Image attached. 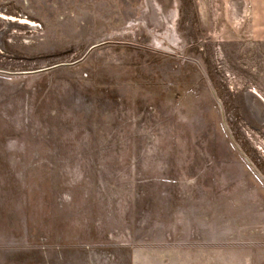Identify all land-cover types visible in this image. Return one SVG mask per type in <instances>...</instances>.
<instances>
[{
    "label": "rangeland",
    "instance_id": "obj_1",
    "mask_svg": "<svg viewBox=\"0 0 264 264\" xmlns=\"http://www.w3.org/2000/svg\"><path fill=\"white\" fill-rule=\"evenodd\" d=\"M254 90L264 0H0V264H264Z\"/></svg>",
    "mask_w": 264,
    "mask_h": 264
},
{
    "label": "bare ground",
    "instance_id": "obj_2",
    "mask_svg": "<svg viewBox=\"0 0 264 264\" xmlns=\"http://www.w3.org/2000/svg\"><path fill=\"white\" fill-rule=\"evenodd\" d=\"M4 19H7V17H5V16H2ZM10 21H15V22H17V21H19V20H16V19H12V18H10L9 19ZM21 24H26V25H29V26H32V27H36V24L35 23H31V22H27V21H21L20 22ZM252 94H253V96H254V98L256 97V100L254 99L253 100V103H254V106L256 107V109L258 110V112L259 113H261V114H263L264 115V98L263 99H261V94L260 93H258V92H256L255 90L252 92ZM260 96V97H259ZM263 97V96H262ZM258 98V99H257ZM262 102H261V101ZM261 102V103H260ZM255 109V108H254ZM264 117V116H263ZM263 120V119H262Z\"/></svg>",
    "mask_w": 264,
    "mask_h": 264
}]
</instances>
